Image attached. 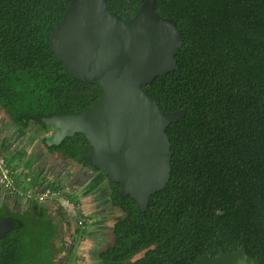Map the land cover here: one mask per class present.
<instances>
[{"label": "trees", "instance_id": "16d2710c", "mask_svg": "<svg viewBox=\"0 0 264 264\" xmlns=\"http://www.w3.org/2000/svg\"><path fill=\"white\" fill-rule=\"evenodd\" d=\"M72 1L0 0V110L20 135L32 126L48 132L44 118L83 113L101 97L97 83L70 77L50 49ZM143 1L106 0L125 20ZM155 1L159 15L177 22L182 42L177 69L142 87L161 111L186 110L167 128L171 176L145 212L109 179L122 215L112 242L94 251L102 264H195L203 254L243 245L264 264V0ZM47 150L90 167L82 133ZM38 179L31 182L44 191L63 190ZM54 206L63 213L56 198L26 212L0 204V215L16 223L0 236V264H58L50 247L58 228Z\"/></svg>", "mask_w": 264, "mask_h": 264}, {"label": "water", "instance_id": "95a60500", "mask_svg": "<svg viewBox=\"0 0 264 264\" xmlns=\"http://www.w3.org/2000/svg\"><path fill=\"white\" fill-rule=\"evenodd\" d=\"M155 0H144L131 19L107 7L106 0H73L51 33L49 44L70 77L101 87L91 108L75 115L44 118L50 128L47 147L59 146L82 133L91 150L90 166L121 185L140 212L171 176L168 126L186 110L163 112L158 100L143 90L157 76L177 69L182 46L177 22L156 12ZM0 215V236L15 226ZM195 264H260L242 245L217 256L201 255Z\"/></svg>", "mask_w": 264, "mask_h": 264}, {"label": "crops", "instance_id": "0c3cea01", "mask_svg": "<svg viewBox=\"0 0 264 264\" xmlns=\"http://www.w3.org/2000/svg\"><path fill=\"white\" fill-rule=\"evenodd\" d=\"M37 129L36 126H32L25 136L20 135L18 133L19 127L15 126L9 116L0 110L1 153L3 152L2 155L7 165L12 170L16 180L18 179L17 182L21 190L25 193L28 191H34L35 193L43 192V186L41 187L38 185L37 181L35 183L31 182L32 178L35 177H37V179L39 177L38 180L45 179V181H47L46 183L55 182L59 186H63V190L54 191L59 193L56 199H58L60 205L64 207L63 213L61 212V214H59L60 212L58 210H55L57 207H52L54 210V222L58 226L54 239L55 241L59 239V246H62V242L67 244V240L71 235L77 236L79 240L75 242V244L77 243L76 245L73 244V248L66 245L67 256L64 257L63 260H59V258L62 257L56 247L53 248V255L58 264L61 262L62 264H73L76 261L79 262V260H81L80 257L85 255L82 252L87 248L85 244L88 241H92L91 236H94V239L98 238L97 241L94 242L96 246L92 250V253L98 251V249L106 248L112 242V228L116 219L122 215V212L119 209H115L112 205V190L109 178L101 175L102 179L95 187H92L91 184L94 173L85 167V165L64 158L60 153L48 152L47 147L42 143V140L47 137L48 132H37ZM30 138L34 140L30 141ZM23 145L26 147L23 148ZM25 150H27V154H29L27 161L24 158V156L27 155L24 153ZM66 191L67 194H69V198L65 197ZM82 194L87 195V203L90 205V208L94 209L96 205L102 209L105 208L101 215L102 222L100 224H96L95 219L98 217L94 214L93 210L89 211L88 207L84 205L85 198ZM0 202L4 204L8 203L12 207L16 206L18 211L21 212L31 211L34 204L37 203L34 199L29 200L24 197H11L1 189ZM69 204L73 207L71 205L68 206ZM72 213H74V215ZM105 214L109 215L110 219L111 217L113 218L114 214L116 215L114 217L115 219L109 224V229L104 224L103 218ZM80 220H83V224L79 223ZM88 221L90 224H88ZM80 228L85 231L83 236L78 234ZM97 231L100 232V234H98ZM80 243L79 249L74 247L78 246Z\"/></svg>", "mask_w": 264, "mask_h": 264}, {"label": "built area", "instance_id": "2783aa9c", "mask_svg": "<svg viewBox=\"0 0 264 264\" xmlns=\"http://www.w3.org/2000/svg\"><path fill=\"white\" fill-rule=\"evenodd\" d=\"M18 182L13 174L12 170L7 165V162L0 152V188L6 191L13 192L17 198L24 197L25 199L29 200H36V201H44V200H51L53 198L58 197V192H52L50 190H45L41 193H35L34 191L23 192L21 188L18 186ZM81 224H83V220H80Z\"/></svg>", "mask_w": 264, "mask_h": 264}, {"label": "rangeland", "instance_id": "374dc122", "mask_svg": "<svg viewBox=\"0 0 264 264\" xmlns=\"http://www.w3.org/2000/svg\"><path fill=\"white\" fill-rule=\"evenodd\" d=\"M34 139L33 138H30V141H33ZM26 143V142H25ZM29 151H30V149H29ZM24 153L25 154H27L28 153V151L27 150H25L24 151ZM24 158H25V160L27 161V158H29V154H27V155H25L24 156ZM26 165V164H25ZM27 171V170H26ZM84 196V195H83ZM84 199V198H83ZM84 205L86 206V207H88V210L89 211H91V210H94V209H92V208H90L89 206L90 205H88V203H87V197H85V199H84ZM71 204H69L68 206H70ZM96 205V204H95ZM72 206V205H71ZM73 207V206H72ZM101 209V208H100ZM105 209V208H104ZM104 209H101L102 210V212H103V210ZM115 209H118V208H115ZM105 211H108V210H105ZM117 211V210H116ZM115 211V212H116ZM74 212V211H73ZM75 213V212H74ZM74 213H72L73 215H74ZM75 215H76V213H75ZM116 215L114 214L113 215V218L111 217V219H110V217H109V215H107V214H105L104 215V224H105V226L109 229V224L113 221V219H115L114 217H115ZM88 224H90V222L88 221ZM108 232V231H107ZM106 232V233H107ZM97 233L98 234H100V232H98L97 231ZM102 233H104V232H102ZM108 233H110V232H108ZM68 238V237H67ZM98 239V238H97ZM97 239H93L92 241H88L85 245H87L86 247V250L84 251V252H82V253H84L85 255L83 256L82 255V257H80L81 258V260H79V262L78 261H76L75 263H73V264H84V263H86V264H91V262H93V259L94 258H92V257H90V255H89V252L90 251H92L93 249H94V247L96 246V243H94V242H96L97 241ZM69 240V241H68ZM68 240H67V245H70L72 242H74V240H70V238H68ZM81 240H83V239H81ZM63 241H64V239H63ZM59 243H60V241H59V239H57L56 241H54V240H52L51 241V246L50 247H52V249L54 248V247H56L58 250H59V252L61 253L60 254V256L62 257V258H59V260H63L64 259V257H66L67 255H66V252H67V246H66V244L64 243V242H62V246H59ZM79 246L81 245V243L80 244H78ZM70 259V258H69ZM70 263V262H69ZM60 264H62V262L60 263ZM71 264V263H70Z\"/></svg>", "mask_w": 264, "mask_h": 264}, {"label": "flooded vegetation", "instance_id": "af4514ba", "mask_svg": "<svg viewBox=\"0 0 264 264\" xmlns=\"http://www.w3.org/2000/svg\"><path fill=\"white\" fill-rule=\"evenodd\" d=\"M50 131V130H49ZM85 167H87L90 171H92L93 173H94V177L92 178V184H91V186L92 187H95L96 186V184H98L99 183V181L102 179V176H105L100 170H96V169H94V168H92L91 166L90 167H88V166H85ZM102 175V176H101ZM106 178H108L107 176H105ZM110 181V180H109ZM84 195V198L87 196V195H85V194H82V196ZM35 202H40V201H36L35 200ZM102 209V208H101ZM100 209V207L99 206H97L96 205V208H94V210H93V212H94V214L95 215H97V219H95V221H96V224H100L101 222H102V217H101V215H102V210ZM93 217V216H92ZM101 217V218H100ZM94 218V217H93ZM94 221V222H95ZM96 224H94V225H96ZM97 236V235H96ZM94 237V236H93ZM92 236H91V239L93 240L94 238H93ZM70 240H74V242H72L70 245H68V247H70V248H73V244H75V242L77 241V240H79V238L77 237V236H75V235H71L70 236ZM69 241V240H68ZM77 244V243H76ZM75 244V245H76ZM67 245V244H66ZM74 247H76V248H78L79 249V245L78 246H74ZM75 248V249H76ZM89 255H90V257H92V258H94L93 259V262H91V264H102L100 261H99V252H94V253H92V251H90L89 252Z\"/></svg>", "mask_w": 264, "mask_h": 264}]
</instances>
